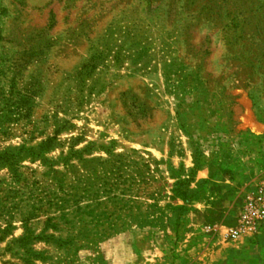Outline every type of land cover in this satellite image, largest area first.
Instances as JSON below:
<instances>
[{
  "label": "rangeland",
  "instance_id": "rangeland-1",
  "mask_svg": "<svg viewBox=\"0 0 264 264\" xmlns=\"http://www.w3.org/2000/svg\"><path fill=\"white\" fill-rule=\"evenodd\" d=\"M263 181L264 0H0V264H264Z\"/></svg>",
  "mask_w": 264,
  "mask_h": 264
},
{
  "label": "built area",
  "instance_id": "built-area-1",
  "mask_svg": "<svg viewBox=\"0 0 264 264\" xmlns=\"http://www.w3.org/2000/svg\"><path fill=\"white\" fill-rule=\"evenodd\" d=\"M246 211L243 215L244 225H250L256 221L264 220V181L256 194L250 195L247 200ZM244 225L231 228L229 235L231 238H238L244 230Z\"/></svg>",
  "mask_w": 264,
  "mask_h": 264
}]
</instances>
